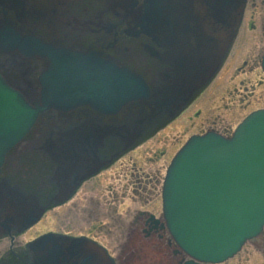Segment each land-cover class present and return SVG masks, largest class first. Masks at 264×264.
Returning <instances> with one entry per match:
<instances>
[{"label":"water","instance_id":"1","mask_svg":"<svg viewBox=\"0 0 264 264\" xmlns=\"http://www.w3.org/2000/svg\"><path fill=\"white\" fill-rule=\"evenodd\" d=\"M106 2L108 11L121 17V10L125 18H132L138 31H130L129 35L149 37L151 44L143 50L153 61L167 66L160 76L163 84L150 87L132 69L101 59L102 53L83 59L69 51H53L42 41L23 38L16 28H7L9 22L0 26V172L11 151L35 144L24 141L28 135L43 138L38 148L49 154L57 166L51 179L58 189L53 199L56 203L68 200L80 182L100 169L107 147L115 148L117 141L127 148L132 146L151 123L164 115L175 116L210 82L225 58L245 9V0H144L140 6L137 0ZM46 18L43 29L52 24L53 17ZM137 48L132 46L127 51ZM15 54L32 62H46V57H53L52 63H47V74L44 72L38 79L41 106L33 107L35 98L29 96L27 86L13 87L5 74L7 65L3 61ZM27 81L30 84L29 78ZM135 104L149 107L152 113L143 109L129 111L123 120H114L112 125L93 116L89 122L93 123L92 128L62 131L53 126L32 133L38 115L48 110L59 114L91 106L95 112L114 116ZM81 144L90 148L82 149ZM45 210L41 197L12 177L0 182V236L13 230L22 232L38 222ZM163 210L178 246L200 263L225 262L248 240L261 234L264 110L248 116L230 138L213 132L191 137L167 170ZM25 257L27 264H114L95 243L56 234H47L30 244ZM194 261L186 264H196Z\"/></svg>","mask_w":264,"mask_h":264},{"label":"rangeland","instance_id":"2","mask_svg":"<svg viewBox=\"0 0 264 264\" xmlns=\"http://www.w3.org/2000/svg\"><path fill=\"white\" fill-rule=\"evenodd\" d=\"M252 22L257 25V31H251ZM262 24H264V0H247L239 35L229 57L213 83L201 96L166 128L125 154L109 168L88 179L67 203L49 210L35 226L15 238H1L0 261L6 253L24 248L29 241L40 234L58 232L88 236L105 246L114 256L124 250L127 228L136 213L151 211L156 215L159 214L156 202L160 203L163 180L170 160L190 135L200 131L202 127L200 123L205 117L210 120L232 118L234 128L248 113L263 106L264 86H257L253 97L246 95L245 98L242 95L243 101L233 97L234 89L240 86V80L245 79L246 85H255L261 77L257 73L258 75L255 76L243 75L238 79L233 78L234 70L242 59H253L263 53ZM249 43L253 48L249 47ZM249 100L253 102L252 108L240 111L241 105H246ZM224 103L229 106L227 110ZM197 110H202L203 113L199 119L193 115ZM220 120L217 121L220 123ZM146 173H154L153 175L156 176L152 185L146 183L148 180ZM109 175L113 176L111 180L105 178ZM145 185L149 188L142 190ZM148 199L153 200L152 204L147 201ZM158 216H161V212ZM48 220H50L49 224ZM140 235L144 238L143 234ZM258 244L262 245L260 247L262 253L255 251ZM118 246L122 247L120 251ZM239 259L244 264H263L264 235L246 243L242 251L226 264H236Z\"/></svg>","mask_w":264,"mask_h":264},{"label":"flooded vegetation","instance_id":"3","mask_svg":"<svg viewBox=\"0 0 264 264\" xmlns=\"http://www.w3.org/2000/svg\"><path fill=\"white\" fill-rule=\"evenodd\" d=\"M251 31H257V25L254 24V22L250 25ZM64 33L65 30L63 31ZM52 31L47 30L46 32H42V36L44 37L45 41L53 42L54 41V35L51 34ZM261 36L264 37V24L261 25ZM69 40H66V46H70L74 43V41L84 42L86 47L92 48L93 45L95 48L102 52L104 56H111L112 53H114V50L108 46L107 36L102 41H93V32L84 34H78L72 32ZM107 41V44L105 43ZM76 43V44H77ZM249 47L253 48V45L249 43ZM255 47V46H254ZM264 53V50H263ZM261 56L254 57L253 59H242L239 63V65L234 70V77L235 79H238V77H241L243 75L245 76H255L259 73L261 77L257 80L256 84H250L246 85L245 79H242L239 81V88H235L233 92V97H238L239 101H243L242 95L247 98V96H252L255 93L256 87H263L264 86V72L262 69V57ZM136 70L139 71L143 75H151V71H149V67L146 65L143 66H136ZM250 89L252 91H250ZM247 92V93H244ZM247 95V96H246ZM238 101V103H239ZM255 102H258V100H255ZM236 103V104H238ZM252 103L250 100L246 105H241L242 109L240 111H247L250 107L252 108ZM234 105V104H232ZM225 110L229 108L228 105L224 103ZM233 108V106H232ZM264 108V104L261 107H258L256 109ZM88 108H78L76 110H73L70 115H65L68 119V122L75 125L83 124L86 120L83 119L84 115L83 112H87ZM254 109V110H256ZM230 111V110H229ZM253 111V110H252ZM195 117L199 119L202 116V110H198L195 112ZM79 119H82L79 121ZM217 120H220L219 118H215ZM217 120H210L205 117L204 121L200 123L202 126L200 131L198 133H205L206 131H213L218 134H221L225 137H229L234 128L232 124V118L231 119H221L220 123ZM66 124V121L63 122ZM123 156H120L115 162L119 161ZM114 162V163H115ZM106 166L101 171L109 168L111 165ZM8 169H5L2 173V177L4 175H7ZM100 171V172H101ZM147 174L148 180L146 183L150 185L153 181L156 180V176L153 175L154 173ZM154 176V177H153ZM152 185V184H151ZM136 186V184H134ZM155 187V186H154ZM140 189H142L141 186H139ZM149 186L145 185V188L142 190L148 189ZM155 190V189H154ZM148 202L152 204L153 200L148 199ZM156 207L159 210V214L161 212L160 210V203L156 202ZM137 212V211H136ZM158 214V215H159ZM151 211H138L136 215L134 216L133 221L129 223V227L127 228L126 232V242L124 250L119 248V254L117 258V264H185L189 260V258L186 257V255L177 247L173 239L171 238L169 231L167 227L165 226L162 218L158 216ZM152 216H155V218H152ZM157 219L159 221H157ZM140 225V227H138ZM143 234L144 238L140 235ZM263 239V238H261ZM263 244V241L261 242ZM122 245V244H121ZM261 244L257 245V248H255L256 252L261 251ZM167 252V254L165 253ZM262 253V251H261ZM239 262L236 264H244L241 262V260H238ZM264 264V263H263Z\"/></svg>","mask_w":264,"mask_h":264},{"label":"bare ground","instance_id":"4","mask_svg":"<svg viewBox=\"0 0 264 264\" xmlns=\"http://www.w3.org/2000/svg\"><path fill=\"white\" fill-rule=\"evenodd\" d=\"M105 178H109L110 180L113 178V176L112 175H109L108 177H105ZM49 222H50V220H48V224H49Z\"/></svg>","mask_w":264,"mask_h":264},{"label":"trees","instance_id":"5","mask_svg":"<svg viewBox=\"0 0 264 264\" xmlns=\"http://www.w3.org/2000/svg\"><path fill=\"white\" fill-rule=\"evenodd\" d=\"M159 127H160V126L153 128L152 131L156 130V129L159 128Z\"/></svg>","mask_w":264,"mask_h":264}]
</instances>
